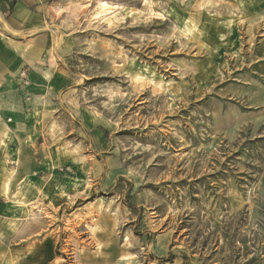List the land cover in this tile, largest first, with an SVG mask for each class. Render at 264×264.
<instances>
[{
	"label": "rangeland",
	"instance_id": "1",
	"mask_svg": "<svg viewBox=\"0 0 264 264\" xmlns=\"http://www.w3.org/2000/svg\"><path fill=\"white\" fill-rule=\"evenodd\" d=\"M29 6L47 38L0 83V264H264V0Z\"/></svg>",
	"mask_w": 264,
	"mask_h": 264
},
{
	"label": "crops",
	"instance_id": "2",
	"mask_svg": "<svg viewBox=\"0 0 264 264\" xmlns=\"http://www.w3.org/2000/svg\"><path fill=\"white\" fill-rule=\"evenodd\" d=\"M34 2L24 0L16 3L12 13L4 18L5 5L0 0V33L4 38H0V83L9 78L7 72L30 65L31 57L34 60L45 47L47 32L39 14H36L38 8L29 6Z\"/></svg>",
	"mask_w": 264,
	"mask_h": 264
},
{
	"label": "bare ground",
	"instance_id": "3",
	"mask_svg": "<svg viewBox=\"0 0 264 264\" xmlns=\"http://www.w3.org/2000/svg\"><path fill=\"white\" fill-rule=\"evenodd\" d=\"M106 3V2H105ZM103 4V3H102ZM101 6V5H100ZM115 9V8H114ZM103 12V14L105 13V15L106 14H110L112 11H111V8L110 7H107L106 8V6H105V4H103L102 6H101V12L100 13H102ZM99 13V14H100ZM96 14V13H95ZM95 16L96 15H94V18H95ZM99 17H100V15H99Z\"/></svg>",
	"mask_w": 264,
	"mask_h": 264
}]
</instances>
